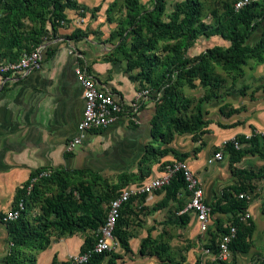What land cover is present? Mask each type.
Returning a JSON list of instances; mask_svg holds the SVG:
<instances>
[{
    "label": "trees",
    "instance_id": "obj_1",
    "mask_svg": "<svg viewBox=\"0 0 264 264\" xmlns=\"http://www.w3.org/2000/svg\"><path fill=\"white\" fill-rule=\"evenodd\" d=\"M168 1L149 0L147 4L141 0H114L105 11L106 21L115 23L107 39L115 46L103 59L125 61L129 71L138 69L133 78L145 83L144 88L150 90V99L155 102V113L150 120L152 143L138 162V175L122 172L117 175L116 182H111L88 168L55 167L32 171L17 189L14 199L13 206L22 201L24 209L17 219L4 221L11 244L0 264H35V254L50 244L52 234L62 236L87 231L79 252L91 249L111 199L133 179L142 180L148 176L150 161L156 155L172 150L160 146L170 143L175 134H192L196 138L206 131L205 106L208 103L221 100L239 82L240 92L248 88L243 83L247 70L264 62V0H252L238 10L234 7L237 0H212L215 5L208 13L210 0H174L170 11ZM67 8L80 9V5L76 0H0V60L15 61L45 39L58 37L59 28L69 23ZM99 8H92L91 15ZM257 31H260L258 36ZM84 35L88 32L75 28L66 39L77 40ZM211 36H219L228 45L214 44L196 55L188 54L199 38ZM56 50V45L48 44L45 59L52 58ZM186 87H201L203 93L199 97L189 96L185 93ZM225 107L227 104L221 105L220 110L225 112ZM234 140L248 142L249 147L236 148ZM234 140L227 141L224 146L231 161H238L246 154L264 159V134L253 132L248 137L238 135ZM172 151L176 160L184 161L187 157L185 153ZM47 169L49 174L39 176ZM234 174L237 182L223 190L221 199L208 203L211 214H231L226 224L216 220L215 228L207 230L208 247L213 251L217 238L228 231V226L236 228V235L229 243L231 252H246L251 246L254 223L251 219L241 220L240 214L247 210L251 196L257 193L255 181L264 178V167L257 171L236 169ZM35 177L37 179L32 182ZM162 188L166 194L158 207L176 199L180 190H186L182 173L175 172ZM241 193L247 198H240ZM130 202L131 198L122 205L114 229L120 247L126 252L130 250L129 233L121 225L123 208ZM182 208L180 204L177 209ZM188 217L187 213L178 216L182 224ZM165 233L162 232L157 240L147 237L140 246L141 253H152L159 264L174 262L170 236ZM119 257L114 251L92 253L82 264H115ZM64 264H68V260ZM260 264H264V255Z\"/></svg>",
    "mask_w": 264,
    "mask_h": 264
},
{
    "label": "crops",
    "instance_id": "obj_2",
    "mask_svg": "<svg viewBox=\"0 0 264 264\" xmlns=\"http://www.w3.org/2000/svg\"><path fill=\"white\" fill-rule=\"evenodd\" d=\"M76 1L80 9L67 8V27L59 28L57 40L50 39V44L57 46L52 58L45 59V53L41 68L25 75L0 76V263L9 253L11 244L2 215L13 207L17 189L28 180L32 171L64 167L88 168L108 179L111 174L117 177L122 172L138 175V162L152 143L150 120L155 113V102L147 98L136 114L120 113L107 127L86 132L77 149L66 150L67 142L78 134L77 125L84 108L82 86L74 73L77 66L84 67L100 85L110 87L126 103L145 85L133 78L138 69L129 71L125 61L103 59L115 46L107 41L115 23L106 21L105 14L114 0ZM141 1L147 3L149 0ZM96 6L100 8L91 16V10ZM75 28L89 31L88 35L77 40L66 39ZM258 35L260 31L256 32ZM218 39L221 38L211 36L206 40ZM201 40L205 38L198 39ZM221 40L225 42L223 45H228L227 41ZM207 47H196L195 43L192 55ZM243 83L248 85L244 93L239 91V82L221 100H212L205 106L208 120L205 132L196 138L192 134H175L170 143L160 146L187 154L184 161L200 179L209 204L221 199L223 190L237 182L234 170L257 171L264 167V159L256 154H246L238 161H231L230 153L224 148L227 141L238 135L248 137L253 132L264 133V62L248 70ZM223 104H227L225 112L220 110ZM247 147L249 143L243 142L236 148ZM172 150L156 155L150 161L148 176L142 180L133 179L125 186L159 176L165 166L163 162L176 161ZM219 151L223 154L222 160L214 158ZM255 184L257 193L251 196L247 208L254 223L251 246L246 252L232 251L228 264H260L263 258L264 178ZM165 194L161 187L150 193L131 195V202L123 208L121 225L129 233L130 250L124 251L118 242L111 250L120 255L115 264H159V259L152 253H141L140 246L147 237L157 240L162 232L170 236L174 262L168 264H200L202 258H211L204 251L208 247V234L200 232L195 214L181 212L189 199L188 192L182 189L176 199L158 207ZM180 204L183 208L177 209ZM182 213L189 216L185 224L178 218ZM230 218L228 212H215L210 215L209 228H215L216 220L226 224ZM173 225L175 228L180 226L177 232L191 240L180 257H177L179 252H173L170 243L169 228ZM87 234V231L62 236L52 234L50 244L35 254V264L66 263L70 255L80 251Z\"/></svg>",
    "mask_w": 264,
    "mask_h": 264
},
{
    "label": "built area",
    "instance_id": "obj_3",
    "mask_svg": "<svg viewBox=\"0 0 264 264\" xmlns=\"http://www.w3.org/2000/svg\"><path fill=\"white\" fill-rule=\"evenodd\" d=\"M251 1L252 0H237L234 7L238 10ZM61 23L63 24L64 21L62 20ZM51 39L57 40L56 38ZM48 44H50V39H45L44 42L40 43L33 50L25 52L15 61L0 60V76L5 74L25 75L30 71L40 69ZM74 73L82 86L84 108L82 118L77 125L78 134L67 142V151L74 150L77 145L83 141L86 132L89 130L105 128L115 122L120 113L126 112L130 115L136 114L141 109L144 101L150 98V90L142 88L135 93L133 100L126 103L110 87L100 85L84 67L77 66L74 69ZM234 146L239 147V142L234 140ZM214 158L216 160H222L223 154L220 151L216 152ZM177 171L182 173L186 183V191L189 194V199L181 212H193L198 221L200 232L208 234L207 230L209 228L208 223L210 221L211 207L205 199L201 181L185 161L176 160L165 164L159 176L143 181L140 184H132L121 188L107 206L105 220L95 233L96 241L93 247L85 252H78L70 255L68 263L82 264L89 259L92 253H102L115 249L118 246V240L114 235V229L117 219L120 216L122 205L129 200L132 194L150 193L165 186L169 183L172 175ZM49 172V169L44 170L39 176L47 175ZM36 179V177L33 178L32 182ZM30 188L31 184L28 190ZM239 197L247 198L243 193L239 194ZM23 209V203L20 201L17 206H13L3 213L2 220L8 221L17 219ZM240 219L243 221L250 219V213L245 210L240 214ZM235 235L236 228L234 226H228V231L217 238L215 251L211 250L209 247L204 248L207 256L211 255V258H202L200 264H228L231 256L229 243L233 240Z\"/></svg>",
    "mask_w": 264,
    "mask_h": 264
},
{
    "label": "rangeland",
    "instance_id": "obj_4",
    "mask_svg": "<svg viewBox=\"0 0 264 264\" xmlns=\"http://www.w3.org/2000/svg\"><path fill=\"white\" fill-rule=\"evenodd\" d=\"M168 2H169L168 3V11H170L172 9L174 0H169ZM214 5H215L214 2L212 0H210V2L208 3V7L206 9V13H208L210 8H212ZM206 20H209V17H207ZM110 43L113 44L112 42H110ZM195 43H196V47H200V48H202L204 46L205 47L212 46L214 44H221V45L225 44V42H223L221 39H218L216 41L206 40V39L205 40H201V41L197 40ZM192 49H193V47H191L188 50V54L189 55H192V52H193ZM185 93L187 95H189V96L199 97L203 93V90H202L201 87H197L195 89H189L188 87H186L185 88ZM76 149H77V147H76ZM111 175L109 177L110 178L109 180L113 182V181L116 180V176H115L116 174H111ZM177 228H180V226H177ZM177 228H175V225H173V226H171L169 228V233L171 234V237H172L171 240H170V243H171L173 252H179V253H177V257H180L182 252L186 251L187 248L190 246V241L191 240L188 239V238H185L182 234H179L177 232Z\"/></svg>",
    "mask_w": 264,
    "mask_h": 264
},
{
    "label": "bare ground",
    "instance_id": "obj_5",
    "mask_svg": "<svg viewBox=\"0 0 264 264\" xmlns=\"http://www.w3.org/2000/svg\"><path fill=\"white\" fill-rule=\"evenodd\" d=\"M31 51V50H30ZM69 264V263H68Z\"/></svg>",
    "mask_w": 264,
    "mask_h": 264
}]
</instances>
